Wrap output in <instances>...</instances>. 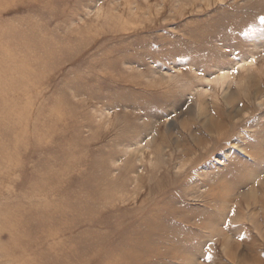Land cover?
Here are the masks:
<instances>
[{"label":"rangeland","instance_id":"rangeland-1","mask_svg":"<svg viewBox=\"0 0 264 264\" xmlns=\"http://www.w3.org/2000/svg\"><path fill=\"white\" fill-rule=\"evenodd\" d=\"M0 264H264V0H0Z\"/></svg>","mask_w":264,"mask_h":264},{"label":"bare ground","instance_id":"bare-ground-1","mask_svg":"<svg viewBox=\"0 0 264 264\" xmlns=\"http://www.w3.org/2000/svg\"><path fill=\"white\" fill-rule=\"evenodd\" d=\"M24 76H26V75H24ZM222 77V76H221ZM221 79L219 78V80L218 81H220ZM215 81V80H214ZM14 83V82H13ZM223 84V83H222ZM250 86V85H249ZM250 89V88H249ZM248 91V90H247ZM248 95H250L249 93H248ZM248 96L246 95V97L245 98H247ZM230 98V97H229ZM231 99V98H230ZM250 99V98H249ZM231 100H233V99H231ZM227 101H228V99H227ZM234 102V101H233ZM228 108V107H227ZM229 111H230V109H228ZM10 111H12V110H10ZM228 111V112H229ZM231 114V113H230ZM232 115V114H231ZM231 116L230 115H226V116H224V118H223V120H222V124L221 125H223V126H226V124L225 123H227L228 124V122L231 120V118H230ZM8 125V124H7ZM34 126V125H33ZM224 128V127H223ZM4 129V128H3ZM221 129H222V127H221ZM224 132V131H223ZM8 136V135H7ZM22 136V135H21ZM26 136V135H25ZM160 138V137H159ZM161 143H162V140H161ZM199 143V142H198ZM197 143V144H198ZM8 145V144H7ZM202 145V144H201ZM195 146H197V145H195ZM11 158V157H10ZM10 168V167H9ZM41 177V176H40ZM40 179V178H39ZM42 179V178H41ZM44 215H45V213H44ZM37 239H38V241H42V238H41V236L40 235H38L37 236Z\"/></svg>","mask_w":264,"mask_h":264}]
</instances>
